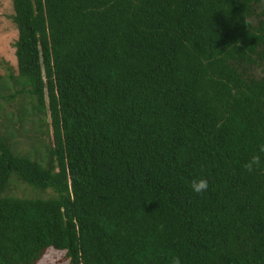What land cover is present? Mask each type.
Returning <instances> with one entry per match:
<instances>
[{
  "label": "trees",
  "instance_id": "obj_1",
  "mask_svg": "<svg viewBox=\"0 0 264 264\" xmlns=\"http://www.w3.org/2000/svg\"><path fill=\"white\" fill-rule=\"evenodd\" d=\"M11 2L0 264H264V0Z\"/></svg>",
  "mask_w": 264,
  "mask_h": 264
},
{
  "label": "rangeland",
  "instance_id": "obj_2",
  "mask_svg": "<svg viewBox=\"0 0 264 264\" xmlns=\"http://www.w3.org/2000/svg\"><path fill=\"white\" fill-rule=\"evenodd\" d=\"M13 6L11 0H0V76L8 72L17 73V62L15 56L14 42L17 38V29L12 21ZM42 139L48 141L42 136ZM34 137L22 135L17 139L20 149L27 151L33 144L36 145ZM6 194L17 197L38 198L48 197L52 192L37 191L30 188L21 181H13L6 191ZM36 264H69L65 250L48 247L43 257Z\"/></svg>",
  "mask_w": 264,
  "mask_h": 264
},
{
  "label": "clouds",
  "instance_id": "obj_3",
  "mask_svg": "<svg viewBox=\"0 0 264 264\" xmlns=\"http://www.w3.org/2000/svg\"><path fill=\"white\" fill-rule=\"evenodd\" d=\"M260 151L264 152V145L260 147ZM261 163V159L259 155H254L251 157V159L244 164V168L248 172H252L255 167L259 166ZM191 187L193 192L199 194L202 191H206L209 187L208 182L206 179H195L191 182ZM172 264H181L180 258L175 257L172 261Z\"/></svg>",
  "mask_w": 264,
  "mask_h": 264
}]
</instances>
